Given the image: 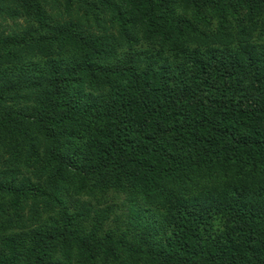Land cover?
<instances>
[{
  "label": "trees",
  "instance_id": "trees-1",
  "mask_svg": "<svg viewBox=\"0 0 264 264\" xmlns=\"http://www.w3.org/2000/svg\"><path fill=\"white\" fill-rule=\"evenodd\" d=\"M0 264H264V0H0Z\"/></svg>",
  "mask_w": 264,
  "mask_h": 264
}]
</instances>
